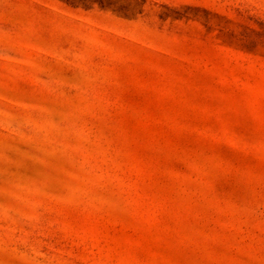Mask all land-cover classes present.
I'll list each match as a JSON object with an SVG mask.
<instances>
[{"label":"rangeland","instance_id":"1","mask_svg":"<svg viewBox=\"0 0 264 264\" xmlns=\"http://www.w3.org/2000/svg\"><path fill=\"white\" fill-rule=\"evenodd\" d=\"M0 264H264V0H0Z\"/></svg>","mask_w":264,"mask_h":264}]
</instances>
